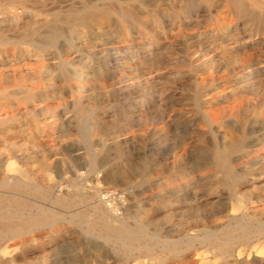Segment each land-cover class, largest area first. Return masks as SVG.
<instances>
[{"label": "rangeland", "instance_id": "rangeland-1", "mask_svg": "<svg viewBox=\"0 0 264 264\" xmlns=\"http://www.w3.org/2000/svg\"><path fill=\"white\" fill-rule=\"evenodd\" d=\"M116 1L120 0L95 2ZM135 1L133 6L141 13L161 19L158 39L144 24L132 27L131 35L123 39L122 26L115 23L110 29L96 28L100 31L96 39H56L57 48H50L43 61L33 55L32 46L20 45L33 67L55 68L62 60L82 62L95 73L91 87L99 91L93 100L87 91L81 93L83 103H102L90 115L77 112L71 105L74 95L65 90L64 99L49 103L55 108L51 113L38 116L46 125L33 137L44 139L43 148L55 163L50 169L37 164L27 168L22 179L26 186L16 196L27 205L36 204L33 211L45 207L53 213L49 221L21 235L0 227V264H264L263 235L249 244L237 241L236 260L222 259L201 241L210 234L221 236L220 226L233 214L246 215L249 227L264 220V39L236 43V50L242 52L254 45L262 68L255 77L257 84L236 89L235 76L246 68L234 63L228 51L211 58L206 49L209 39H219L217 22L208 21L204 12L186 9L183 0ZM82 3L45 0V7L64 9ZM21 9L17 5V11ZM6 12L2 18L12 21L13 13ZM67 26H61L64 32ZM2 27L14 40L19 30L33 34L37 29L33 22ZM189 35L206 41L197 45ZM11 46H0V52ZM69 64L67 71L72 69ZM106 69L113 71L109 75ZM26 124L20 122L22 128ZM91 127L96 134L89 135ZM230 139L239 144L230 154L239 178L235 191L210 153L213 146ZM92 191L96 197L90 201ZM95 203L104 214L100 221ZM112 213L136 231H144L134 245H148L147 252L128 248L104 229L105 222L114 218ZM238 236L239 232L234 237ZM177 248L181 251L174 253Z\"/></svg>", "mask_w": 264, "mask_h": 264}, {"label": "bare ground", "instance_id": "bare-ground-1", "mask_svg": "<svg viewBox=\"0 0 264 264\" xmlns=\"http://www.w3.org/2000/svg\"><path fill=\"white\" fill-rule=\"evenodd\" d=\"M95 1L97 0H83V3L80 6H70L64 9H51L45 7V0H0V46L6 43L12 45L11 48L5 49L3 53L0 52V227L10 233H15L16 235L26 233L34 225H41L49 221L51 213H53L51 209L45 207H37L33 211L32 209L36 206L34 202V206L27 205V202L24 201V199L22 200L16 196V191L18 192L21 190L22 192V188L26 186L22 179L27 168L37 164L41 169H47L48 167L50 169L55 163V161L49 159L50 154L49 152H46L48 149L45 150L43 148L45 146L44 139L37 140V138L35 139L33 137L34 133L44 131V126L46 125L44 123L41 124L38 116L41 114H47V112L50 111L53 106L51 107L49 103L52 101H61L64 99V94L67 90L74 95L71 105L77 108V112H88L90 115L89 111L93 110V108L100 107L102 103L94 101L89 105H84L83 103L85 97L81 93L87 91V95H84L93 100L94 96L99 91L91 87V84L96 81L95 73L87 69V67L85 68L82 62L73 61V63H70L69 61L62 60V63L58 64L55 68L46 65L33 67L29 53H27L26 49H22L20 45L25 43L32 46L33 49H31V51H33V55H35L38 60L43 61L47 58L46 52L50 48L56 47V39L63 37L65 39H71L75 36H81L84 39H96L97 34L100 33L96 28L101 26H104V28L105 26H108L109 28V26L115 23L122 26L121 38L123 39L131 35L132 27L141 24L146 25V27L148 25L151 26V35L155 39H158V36H161L159 35V20L161 21V19L150 18L141 13L138 8L133 6L135 0H120L116 1V4L109 2L105 4H97ZM182 3H184L186 9H189L190 11L204 12L208 17V21L218 23L217 32L219 39H209L206 49L209 51L208 53L212 55L211 58L215 57V55L223 57L228 51L232 53L234 63H239L242 69L243 67L246 68V71H242L240 75L235 76V88L238 89L246 85L253 86L256 83L255 77L262 69L258 56L255 53L256 49H254L253 45L251 48L245 49L244 52H242L236 50L235 47H237L236 43L241 44V39H251L254 37H256V39H264V0H183ZM17 5H20L22 9L17 11ZM34 9L38 11L37 15L34 14ZM178 10H181V7ZM6 11L13 13L14 18L12 21L7 18H2V14H4L3 12ZM39 15L43 16L40 18ZM30 22L37 25V29L32 31L35 33L32 34L30 32V34L29 32H24L23 29L19 30V33L15 38L16 40L8 37L6 30L2 27L3 24L12 23L17 27L20 24H25L27 26ZM63 24L68 25L67 32L62 30L61 26ZM230 28H233V30H229ZM119 33H121V31H119ZM103 35L104 34L100 36ZM241 35L246 36V38L239 37ZM152 36L150 37L152 38ZM189 36L191 39H195L194 43L197 45H201L202 42L206 41L198 39L196 35ZM155 59L158 60L159 57L157 56ZM154 62L155 61L152 63ZM65 64H69L72 69L67 71ZM54 70L58 72L57 76L53 73ZM106 71L107 74L110 75V72H112L113 69H106ZM112 75L108 78L110 79ZM121 77H123V75H121L120 78ZM90 89L92 91H90ZM19 107L22 109L16 112L15 109L17 110ZM111 112L112 110H108L106 111V114L110 117L112 114ZM21 121H25V124L27 123L25 128L20 126ZM61 123L63 124V121ZM96 132L97 129L95 127H91L88 130L89 135H94ZM20 137L23 138L22 141L17 140ZM6 142L7 144H5ZM238 149L239 144L230 139L222 145L213 146L210 152L212 163L224 173L226 183L234 191L237 188L239 178L236 177L232 170L230 154ZM89 197L90 201L95 199V192H90ZM60 199L61 198L56 197L57 202H59ZM50 201L52 200L50 199ZM94 208L97 213L96 216L100 221L104 216L103 211L99 209L96 203L94 204ZM108 209L111 211L112 208ZM37 215H39L40 218H36ZM112 215L114 218L111 219L114 223L112 221H109L108 223L105 222L104 229L106 228L108 231L112 232L116 239L120 240L130 249L135 246L136 248L144 249V251L149 250L148 245L142 246L140 243L138 246L134 245L136 238L141 236L144 231H136L126 225L120 215L115 213H112ZM227 220L226 223L220 226L221 236L210 234L201 241L207 242L216 254L222 257V259L236 260V258L233 259V250L237 241L249 244L253 238L261 235L264 236V220L258 221V224L256 223L257 226L254 227H249L250 225L247 222L246 215L233 214L232 217ZM92 221L90 224H92ZM238 232L239 236L235 238L234 236H236ZM197 244L200 246L202 243ZM180 251L179 248L173 250L174 253ZM239 254H241V251Z\"/></svg>", "mask_w": 264, "mask_h": 264}]
</instances>
